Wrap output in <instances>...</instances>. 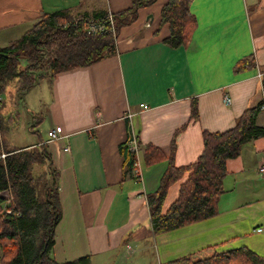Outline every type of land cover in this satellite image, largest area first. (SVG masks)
Masks as SVG:
<instances>
[{"label":"crops","instance_id":"obj_1","mask_svg":"<svg viewBox=\"0 0 264 264\" xmlns=\"http://www.w3.org/2000/svg\"><path fill=\"white\" fill-rule=\"evenodd\" d=\"M167 1L139 5L134 20L119 28L112 55L47 77V91L39 89L33 102L28 94L33 86L19 95L29 128L45 121L47 130L43 137L40 123L33 128L39 140L8 150L39 149L42 142L58 172L61 214L52 254L59 263L89 256L95 264V257L112 250L124 255L126 246L129 254L152 247L162 262L213 245L219 251L246 247L264 257V233L254 230L264 225V176L259 172L264 136L226 161L224 192L214 215L152 232L147 195L157 189L167 160L142 165L141 146H157L168 157L174 142L175 165L192 164L203 149L202 131L227 130L245 109L264 104V0H189L196 26L176 48L165 43L169 27L161 23ZM133 2L0 0V48L17 42L44 13L98 19L123 12ZM193 100L197 120L191 119ZM260 107L255 122L264 127ZM52 128L61 138L50 139ZM129 132L140 143L138 179L122 176L118 148ZM183 179L168 188L163 211Z\"/></svg>","mask_w":264,"mask_h":264},{"label":"trees","instance_id":"obj_2","mask_svg":"<svg viewBox=\"0 0 264 264\" xmlns=\"http://www.w3.org/2000/svg\"><path fill=\"white\" fill-rule=\"evenodd\" d=\"M153 1L134 0L129 9L111 14L113 32L107 28L103 32L88 33L85 29L87 18L74 19L62 11L44 13L17 42L0 48V95L9 82L14 81L20 87L18 94L21 95L43 77L52 78L58 72L85 67L112 55L119 28L134 20L139 5ZM102 19L106 23L109 17ZM161 23L169 27L165 39L168 46L184 45L196 26L189 0H168L161 9ZM22 59H26L24 67ZM262 86L264 93V74ZM261 104L262 101L245 109L227 130L202 131L203 149L192 164L175 165L174 142L168 157L157 146H141L142 165L167 160L157 189L147 195L153 234L202 220L218 211V198L224 192L222 180L226 161L239 155L244 144L264 136V127L255 122ZM190 111L191 119L197 120L196 100L191 102ZM35 117L32 115L33 119ZM129 140L131 132L118 148L123 179L132 177L136 159L135 152L129 148ZM1 145L0 139V154L3 152ZM39 146V149H4L5 156L0 157V192L9 189L12 201V207L8 204L11 213L7 214L3 210L5 197L0 195V264H91L89 256L62 263L53 257L54 228L61 214L58 172L44 143ZM137 148L139 151V142ZM46 166L47 177L38 169ZM182 179L176 198L163 211L168 188ZM166 264H264V257L246 247L219 251L213 245L203 249V253H188Z\"/></svg>","mask_w":264,"mask_h":264},{"label":"rangeland","instance_id":"obj_3","mask_svg":"<svg viewBox=\"0 0 264 264\" xmlns=\"http://www.w3.org/2000/svg\"><path fill=\"white\" fill-rule=\"evenodd\" d=\"M21 66H25L24 60H21ZM50 83L47 77L39 79V81L33 85V89L28 93L30 102L38 97V90L43 92L47 91L46 85ZM39 84V85H37ZM18 89L20 87L15 82H9L6 86V91L2 94V101L0 104V137H1V149L5 152L6 149H10L13 146L25 145L31 139L37 140L38 135L34 129L40 125V121L32 129L29 128L27 110L24 109L26 103H22L19 98ZM46 123L45 121L41 123L38 130L44 137L46 134ZM32 130V131H31ZM39 140V138H38ZM5 149V150H4ZM2 152L0 157L3 158L5 153ZM39 171L46 176L47 166L41 169L38 167ZM38 171V172H39ZM219 200V199H218ZM125 249V247H124ZM121 251V246L118 247ZM201 250H199L200 252ZM203 252V251H202ZM117 251L112 250L108 254L99 255L95 257L97 260L95 264H111L114 259H116L117 264H166L167 262L158 261L155 258V251L152 247L147 250L136 251L134 254H129L123 251L118 254ZM117 255V256H116ZM126 256V257H125ZM67 262V261H66Z\"/></svg>","mask_w":264,"mask_h":264},{"label":"built area","instance_id":"obj_4","mask_svg":"<svg viewBox=\"0 0 264 264\" xmlns=\"http://www.w3.org/2000/svg\"><path fill=\"white\" fill-rule=\"evenodd\" d=\"M109 19L106 23L102 22L103 19L102 18H98V19H87L86 20V25H85V29L88 33H96V32H103L105 31L107 28L110 29V31H114L113 28V22H112V16L109 15L108 16ZM1 95H0V104H1ZM224 102L225 103H229V98L227 96L224 97ZM142 109H146L145 105L142 104L141 105ZM262 110H264V104H262V106L260 107ZM48 136L50 137V139L52 140H56L61 138V134L59 133V129L58 128H52L51 130H49L47 132ZM129 144V148L135 152V154H137L138 148H137V143L134 137L131 138V140H129L128 142ZM3 156H5L4 154H2ZM138 157L136 156L135 162H134V170H133V178H137L140 177V164L139 161L137 159ZM259 172L264 176V162H262L259 165ZM0 195H2L3 197H5V202L3 204V210L5 213L9 214L11 213V208L8 207V204L11 205L12 207V201H11V197H10V191L9 189L3 190L0 192ZM256 232H263L264 233V225L261 226H257L254 229ZM127 250L129 252H131V248L129 246H126ZM160 264V263H158Z\"/></svg>","mask_w":264,"mask_h":264}]
</instances>
